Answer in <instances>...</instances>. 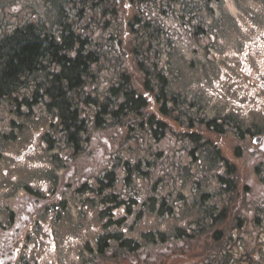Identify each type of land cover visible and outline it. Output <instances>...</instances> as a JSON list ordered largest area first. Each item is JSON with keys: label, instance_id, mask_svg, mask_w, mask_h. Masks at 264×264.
<instances>
[{"label": "trees", "instance_id": "16d2710c", "mask_svg": "<svg viewBox=\"0 0 264 264\" xmlns=\"http://www.w3.org/2000/svg\"><path fill=\"white\" fill-rule=\"evenodd\" d=\"M174 5L175 0H65L58 4L60 20L53 29L27 22L26 28L8 33L0 45V143L41 107L54 116L56 136L66 138L68 158L73 160L69 165L81 160V172L84 166L90 172L88 183H95L100 168L103 186L106 181L112 188L121 187L112 195L117 205L124 202L122 189L134 207H150L163 183L173 190L182 181L193 190L190 163L180 166V160L214 147L207 133L213 123L197 113L202 105L196 98L173 91L178 89L170 87L175 74L168 77L158 70L162 48L167 53L164 48L174 44L176 36L201 32L194 18L176 15ZM122 9L134 10L129 20ZM114 16L117 25L112 29ZM121 25L133 35L128 44L121 40ZM129 61L139 75L138 85ZM171 64V59L165 61L172 69ZM224 223L215 219L207 232L200 228L197 240L192 235L182 238V261L214 264L211 254L192 248L208 238L220 243L211 230H220ZM236 224L231 221L227 227L237 234ZM258 248L234 254L229 264H264V256L255 257Z\"/></svg>", "mask_w": 264, "mask_h": 264}, {"label": "flooded vegetation", "instance_id": "af4514ba", "mask_svg": "<svg viewBox=\"0 0 264 264\" xmlns=\"http://www.w3.org/2000/svg\"><path fill=\"white\" fill-rule=\"evenodd\" d=\"M242 1H248L259 9L250 8L254 12H243L244 15L239 14L234 18L246 24L251 20L253 27L239 26L228 43L220 42L215 29L206 31L205 37L178 40L179 53L184 51L189 61L196 59L202 65L207 63L218 74V82L214 84L216 87L212 88L211 96L205 102L196 93L202 105L197 113H204L213 123L207 126V133L212 135L214 147L193 151L192 157L181 159L179 165L190 163L192 202L207 211V221L222 213L229 203L249 206L244 220L255 224L264 216V0ZM212 3L216 6L212 10L213 19L220 22L223 19L220 10L230 11L228 0H213ZM231 19L228 16L224 18L235 23ZM193 66L197 67V64ZM198 126L199 122L196 124ZM201 128L205 130L206 125ZM67 146L62 137L61 144H54L50 152L47 138L38 140L37 134L17 153L8 156L0 146V264L177 262L181 257L179 251L175 250L177 248L171 250L170 245L165 250L145 253L138 242L136 247H129L132 237L128 234V237L125 234L115 237L100 232L87 245H81V239H62V226L77 228V236L80 235L81 205L85 200L81 197L84 190L81 194L76 190H81L83 186L85 188V185L91 187L90 183L83 185L89 179L86 180L84 171L81 172V160L78 168L72 166L68 170V160H63L68 153ZM36 151L42 155L47 153L54 160L55 156L58 157L60 165L53 162L57 168L51 169V160L47 161L49 171L43 174L44 179L32 181L28 173L41 163L31 157ZM13 171L16 175H11ZM102 174L99 168L95 182L107 191L110 184L103 181L105 185L102 186ZM204 188H208L206 193H202ZM125 211L126 218H129L128 214L133 210L125 208ZM226 216H229V212ZM235 217L233 215L232 219L237 222ZM133 223L129 221L126 224L129 226ZM194 231H197V227ZM62 253H75L77 259L66 263Z\"/></svg>", "mask_w": 264, "mask_h": 264}, {"label": "rangeland", "instance_id": "374dc122", "mask_svg": "<svg viewBox=\"0 0 264 264\" xmlns=\"http://www.w3.org/2000/svg\"><path fill=\"white\" fill-rule=\"evenodd\" d=\"M65 0H0V33H3L7 30H13V29H22L26 28L27 22H35L36 24H39L46 29L49 28V30L53 29L57 23L59 22V16L61 14L58 11V4L60 2H64ZM187 3L184 4L183 1L181 3H177L178 6L182 7V11L187 14H192V18H197L200 20L203 27H206V29L210 28L212 30L215 29L217 34L219 35L220 42L224 41V43H228L229 40L235 35L237 28L241 25H245L248 27L252 26V21L249 20V23L246 24V22H242V20L237 19L235 21V17H237L239 14L244 13H252L255 10H258L257 6H253L250 2H243L242 0H233L235 3L232 2V0H228V5H230V11L223 12V19L219 22L217 19H213L212 10L216 9V6L212 3L213 0H185ZM36 3L39 4V6H36ZM241 3V4H240ZM45 6V7H44ZM231 6H234L232 8ZM28 7L33 8L34 11H31V9ZM254 8V9H250ZM62 9V8H61ZM123 16L126 20H129L131 16L134 14L133 9L129 10H123L122 9ZM244 15V14H243ZM232 17L233 21L235 23H232L229 20H224L225 17ZM262 16L264 18V9L262 11ZM111 28L115 29L116 22L114 19L110 21ZM216 23V26L214 25ZM7 25V26H5ZM120 25V23H119ZM5 26V27H4ZM217 27V29H216ZM121 28L123 30V34L121 35L122 42L130 43L132 40V33L128 32V28L121 25ZM239 29V28H238ZM3 37V36H2ZM1 37V38H2ZM125 40L123 41V38ZM0 38V42L2 39ZM178 40L173 39V43H176ZM169 47L165 48V51H172L171 44L168 45ZM166 55L163 52V48L160 50V63L158 65V68H163V74L165 76H174L172 79L173 82H170V87L173 88V85H177V87L185 88L184 90H173L175 88H171L175 93L182 96H189V98H196L197 95L194 93H197L205 102L206 98H209L211 96L210 91H212L213 87H216L214 84L218 82V74H215L216 71H212L213 68L209 65H202L201 62H196L197 67H193L192 69L188 68V62L186 61L187 56L185 55L184 51L182 53H179L176 49L171 53L170 59L173 60L174 70L171 71V69L164 68L165 61H166ZM182 61V63L180 62ZM201 66H204V68H199ZM127 67L129 68L131 74H133L134 83L138 85L139 82V75L137 71L133 68L132 62L129 61L127 64ZM193 92V93H192ZM187 93V94H185ZM189 93V94H188ZM213 101V100H212ZM34 112L30 114L28 118L25 119L24 123L25 125L21 130L19 131V139L16 138L15 141L7 142L6 145H4L5 154L8 156L12 153H17L19 149H21L23 146L28 144L31 140L34 134H37V139L42 140L44 137H49L51 141V145H54L56 142L54 140H51V135L56 136L57 132V126H56V120L53 115L50 113L44 112L41 107H37L33 110ZM9 139H14V137H11ZM61 144V142L59 143ZM47 153L45 155H42L40 152L36 151L34 152L31 157L33 160L37 159L41 161L39 165H37V168L30 173H28V177L32 179V181H39L44 178L43 173L45 175L47 174ZM56 157V156H55ZM49 158V157H48ZM67 154L63 160H66ZM51 162L49 163L50 168H57L55 164L60 165L57 158L51 159ZM60 160H62L60 158ZM58 161V162H57ZM54 162V163H53ZM116 167L114 165H111L109 163V169L112 171L115 170ZM2 171V169H0ZM84 175L86 177V180L89 179L87 176L88 168L86 166L83 167ZM11 175H16V172H11ZM245 175V174H244ZM183 182L178 185V191L182 192L185 195L184 202L182 201H175L176 193L173 190L169 193L168 197H164L162 200H157L156 204L153 206V210L156 212V214H152V210H149V213H142L140 217H136L134 214H128L130 217L126 218L124 214H122L121 210L116 205H109L110 212L107 216L97 218L98 208L99 206L92 205L90 202L93 201V198L96 199L98 202L102 201L104 197L112 198V195L115 196V194L121 189V187L114 186V188L110 187L109 190L103 193L93 194L89 195L84 192V196L81 197L84 198V204L81 205V233L79 236L77 228H71L69 226H62L60 229V235L64 241L67 240L68 237L74 238L76 241L81 239V245H87L88 241L94 240L96 235H98L100 232H107V233H113L120 229L126 237H128L126 234L130 235L132 239L139 240L140 235L144 238L139 241L141 244V247L145 250V253L147 251L152 250H165L169 247L170 244L175 242L177 239L173 236V229L177 228L178 231H187L190 230L191 227H193L194 223L198 224L199 221L205 220V215L203 214L202 210L196 205L192 204L191 206H188L190 199L192 197L190 193L189 186L185 187L182 186ZM210 188V187H209ZM208 188H204L202 193H206ZM161 191V189H160ZM159 194V192H158ZM253 207V206H251ZM254 208V207H253ZM100 210V209H99ZM250 207L246 205H239V204H233L229 209V216L224 224L219 225L221 227L220 231L218 229H212L211 232L213 234L218 235V239H221L220 243H213L212 238H208L204 240L201 244L198 245V247L193 250L195 253L197 252H207L212 255V258L215 260L214 264H221L220 260L224 262V264H229L228 261L232 259L234 254H242L244 251H251V247L263 243V245H257L259 247V250H256L255 257H262L264 256V250H262V247L264 246V235L262 234V239H259V242L256 243V238L259 235L256 230V225H258L260 222H262L264 225V216L261 218L260 221H256L254 224L251 221H248L247 219L244 220L245 216L249 212ZM233 215H236L235 220L237 221L236 226L241 231V236L235 233L233 228H228V223L231 222L233 219ZM124 222H137L136 224H132L129 226H122ZM191 226V227H190ZM190 227V228H189ZM225 233H228V235L231 237L239 239L238 241H234L232 243H228L227 245L224 244L223 237ZM158 234V235H156ZM119 236V233L116 235ZM190 236V235H189ZM243 240V243L240 244V237ZM164 237V241L160 240V238ZM231 244L233 247L230 248L228 246ZM240 244V247H239ZM240 248L242 250H240ZM231 250V251H230ZM230 251V254L227 253ZM62 259L66 263L74 262L77 259V254L75 253H62L61 254ZM179 264H188L182 261L180 258Z\"/></svg>", "mask_w": 264, "mask_h": 264}]
</instances>
